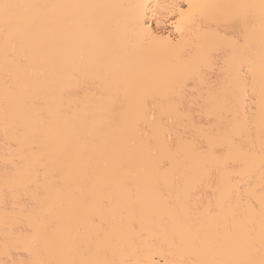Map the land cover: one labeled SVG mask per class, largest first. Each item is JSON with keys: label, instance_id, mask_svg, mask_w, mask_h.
Segmentation results:
<instances>
[{"label": "bare ground", "instance_id": "6f19581e", "mask_svg": "<svg viewBox=\"0 0 264 264\" xmlns=\"http://www.w3.org/2000/svg\"><path fill=\"white\" fill-rule=\"evenodd\" d=\"M0 135V264H262L264 0H0Z\"/></svg>", "mask_w": 264, "mask_h": 264}, {"label": "snow or ice", "instance_id": "6c2138e0", "mask_svg": "<svg viewBox=\"0 0 264 264\" xmlns=\"http://www.w3.org/2000/svg\"><path fill=\"white\" fill-rule=\"evenodd\" d=\"M5 8H8V7H11L10 5H5L4 6ZM194 7V5L193 4H189L188 5V8H189V10H191L192 8ZM185 16H186V13L184 12V10L183 9H181L180 10V19L181 20H184L185 19ZM177 24H179V21H177ZM180 29H179V27L177 28V31H179ZM152 121L153 122H155L156 121V116L155 115H153L152 116ZM211 149H210V147L209 146H205L204 147V151H210ZM218 150V149H217ZM165 165H161V167H164ZM208 180H209V183H211L212 182V175L210 174L209 175V177H208ZM94 219H99V217H95ZM101 223H102V221H101ZM262 264H264V262H262Z\"/></svg>", "mask_w": 264, "mask_h": 264}, {"label": "rangeland", "instance_id": "374dc122", "mask_svg": "<svg viewBox=\"0 0 264 264\" xmlns=\"http://www.w3.org/2000/svg\"><path fill=\"white\" fill-rule=\"evenodd\" d=\"M216 67H217V66H216ZM216 67L214 66L215 70L218 69V67H217V68H216ZM210 68H211V67H210ZM211 69H212V68H211ZM207 71L213 73V76L217 78L218 75H216V73L218 72V70L214 71V69H213V70L210 71V69H209V70L207 69ZM218 74H219V73H218ZM211 75H212V74H211ZM215 75H216V76H215ZM211 77H212V76H211ZM218 79H219V76H218L217 80H215V79L212 77V80H213L214 82L218 81ZM213 81H212V82H213ZM194 107H195V106H194ZM194 109H195V108H194ZM196 110H198V109H196ZM194 112H195V111H194ZM195 113H196V112H195ZM195 113H194V114H195ZM198 113H200V114H198ZM195 115H197V116L200 115L199 117H197V119H198V118H199V119L201 118L202 120H204V118H206L205 115H204V113L201 112V111L199 112V110H198V112H197ZM195 117H196V116H195ZM0 136H1V135H0ZM0 140H1V139H0ZM1 141H2V140H1ZM1 141H0V142H1ZM1 164H3V163L0 162V166H1ZM2 166H3V168L5 167L4 164H3ZM2 166H1V167H2ZM1 169H2V168H1ZM1 169H0V170H1Z\"/></svg>", "mask_w": 264, "mask_h": 264}]
</instances>
